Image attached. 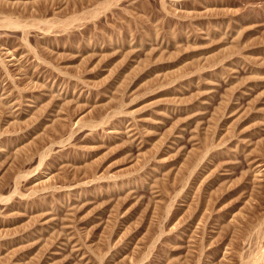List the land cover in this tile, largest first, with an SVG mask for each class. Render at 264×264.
Segmentation results:
<instances>
[{
  "label": "rangeland",
  "instance_id": "1",
  "mask_svg": "<svg viewBox=\"0 0 264 264\" xmlns=\"http://www.w3.org/2000/svg\"><path fill=\"white\" fill-rule=\"evenodd\" d=\"M199 39L209 45L210 54L194 48ZM105 45L114 47L111 53L118 60L134 47L132 66L137 74H129L120 91L121 109L155 122L151 133L142 137L146 145L154 137L161 141L158 151L142 155L136 143L119 134L124 118L106 117L111 106L110 84L99 81L107 77L100 52ZM79 47L98 50L96 58L85 61ZM0 65V93L29 109L41 98L47 100L59 92L82 98V103L59 104L50 117L39 113V118H34L37 121L29 119L6 129L0 123V147L4 148L0 212L6 223L16 222V217H7V208L17 205L20 196L34 201L30 212L36 210L39 200L52 201L56 209L51 213L56 219L52 229L58 235L71 197L67 195L59 205L58 190L89 183L86 197L77 201L82 213H76L70 223L77 231L82 226L88 231V239L83 236L80 244L89 264L98 263L99 258L100 264H264V0H0ZM171 66L174 72H167L165 68ZM198 70L206 77L201 84H209L204 95H200L204 89L196 80ZM146 74L150 76L136 84ZM167 90L179 100L170 104L157 96ZM140 93L153 98L145 104L134 103ZM103 98L106 106L100 107ZM42 124H47L50 133L33 140L29 149L20 151L22 155L15 154V140L22 134L31 136ZM85 125L96 129L90 133ZM134 128L139 134L140 126ZM97 134L105 138L102 153L107 154L106 158L100 155L104 146L93 147L88 157L96 156L91 159L96 162L89 172L81 168L82 158L79 160L88 150L80 147L86 140L95 141ZM49 143L52 149L40 161L39 155ZM114 151L124 153L128 162L111 160ZM203 152L207 159L195 166L194 174L186 173L183 166L191 156ZM59 154L74 159L75 167L68 173L60 162L53 161ZM145 172L150 179L145 178ZM46 174L52 177L49 184L42 185ZM94 226L100 227L98 232ZM23 233L21 229L13 235ZM9 235L4 233L1 238L13 237ZM59 253L56 264H80L68 244L61 246ZM41 257L42 250L27 263L10 255L1 264H46Z\"/></svg>",
  "mask_w": 264,
  "mask_h": 264
},
{
  "label": "bare ground",
  "instance_id": "2",
  "mask_svg": "<svg viewBox=\"0 0 264 264\" xmlns=\"http://www.w3.org/2000/svg\"><path fill=\"white\" fill-rule=\"evenodd\" d=\"M5 1V0H4ZM108 8V7H107ZM100 13V12H99ZM74 17V16H73ZM71 19V18H70ZM5 20V19H4ZM64 22V21H63ZM11 24V22L10 21H8V25H10ZM5 25V24H4ZM15 26V25H14ZM20 27V26H19ZM14 28V27H13ZM17 29V28H16ZM66 29V28H65ZM60 32V31H59ZM198 36V35H197ZM109 37V36H108ZM203 37V36H202ZM106 38V37H105ZM104 39V38H103ZM106 40V39H105ZM201 40H203V39H199V41H196V43H195V46H194V48L197 50V51H200L201 53H207V54H210V50L211 49H209L208 48V46L205 44V43H203V42H201ZM102 41V40H101ZM204 42H205V40H203ZM111 42V41H110ZM109 42V43H110ZM141 42V41H140ZM207 42V41H206ZM101 43V42H100ZM99 43V44H100ZM106 43H108V42H106ZM221 43V42H220ZM135 44V43H134ZM144 44V43H143ZM238 44V43H237ZM109 45V44H108ZM108 45H105V47L103 48V49H101L100 50V52L102 53L101 55V63H102V67H103V71H107V77H105V78H100L99 79V81L101 82V81H104V83L105 82H107V83H109L110 85V90H109V92H110V99H111V106H110V108L108 109L109 110V112H108V115L106 116V117H109L110 119H116V118H124V120L123 121H121V126H120V128H119V131H121V132H119V134H121V133H123V134H126L127 136H128V141L129 142H131V143H136V145L138 146V149H139V152L143 155V154H145L146 152L148 153L150 150H152L150 153H152V152H155V151H158V147H159V144H161L160 142H159V140L158 139H156L154 136V138L151 140V139H149V141L147 142V145L145 144L146 142H144V136L142 137V135L143 134H148V133H151V130H153L152 128H153V125L155 124V122H151V120L150 119H146L145 117L144 118H141V116L140 115H138V113H135L133 110H130V111H128V112H124V110L122 111V109H121V95H120V91H121V89L123 90L124 89V87L126 86V79H127V77H128V75L129 74H134L135 75V73H136V69L134 68V66H132V62H133V59L135 58L134 57V52H135V50H134V47H130V50L128 51V52H126L127 54H125V56L123 57V60L121 59V60H118L115 56L116 55H114V53H111V46H108ZM128 45H129V43H128ZM131 45V44H130ZM45 46V45H44ZM79 46V45H78ZM89 46V45H88ZM91 46V45H90ZM98 46V45H97ZM103 46V45H102ZM26 47V46H25ZM76 47V46H75ZM74 47V48H75ZM87 47V46H86ZM210 47H212V46H210ZM49 48V47H48ZM73 47L71 48V49H74ZM81 47H79V51L78 52H80L81 51V56L82 57H84V59L85 58H87V61H88V58H93L94 56H95V58H96V56H97V51H94V50H92V49H80ZM94 48V47H93ZM191 48V47H190ZM234 48V47H233ZM238 48V47H237ZM27 49V48H26ZM29 49V48H28ZM70 49V50H71ZM112 49H114V47L112 48ZM136 49H137V47H136ZM52 50V49H51ZM95 50H96V48H95ZM126 50V49H125ZM53 51V50H52ZM68 51V50H67ZM153 51V50H152ZM212 51V50H211ZM71 52V51H70ZM121 52V51H120ZM28 53H29V51H28ZM57 53V52H56ZM59 53V52H58ZM65 53H66V51H65ZM117 53V52H116ZM118 53H119V51H118ZM117 53V54H118ZM30 54V53H29ZM48 54V53H47ZM64 54V53H63ZM67 54V53H66ZM99 54V53H98ZM60 55H61V53H60ZM59 55V56H60ZM73 55H75L74 53H73ZM105 55V56H104ZM153 55V54H152ZM39 56V55H38ZM45 56V55H44ZM57 56V55H56ZM58 56V57H59ZM63 55H61V57H62ZM68 56V55H67ZM42 57V56H41ZM40 57V58H41ZM49 57V56H48ZM50 57H51V55H50ZM120 57H121V55H120ZM134 57V58H133ZM159 57V56H158ZM161 57V56H160ZM175 57V56H174ZM54 58V57H53ZM70 58V57H69ZM68 58V59H69ZM76 58V57H75ZM99 58V57H98ZM144 58V57H143ZM149 58V57H148ZM223 58H225V57H223ZM62 59V58H61ZM60 59V60H61ZM65 59H66V57H65ZM100 59V58H99ZM211 59V58H210ZM209 59V60H210ZM222 59V58H221ZM37 60V59H36ZM72 60V59H71ZM83 60V59H82ZM98 60V59H97ZM146 60H148V59H146ZM186 60V59H185ZM213 60V59H212ZM212 60H210V61H212ZM215 60V59H214ZM85 61H86V59H85ZM92 61H94V59H92ZM96 61V60H95ZM217 61H219L218 59H217ZM69 62V61H68ZM82 62V61H81ZM90 62V61H89ZM146 62V61H145ZM219 62H221V61H219ZM218 62V63H219ZM223 62H225V61H223ZM222 62V63H223ZM37 63H38V61H37ZM90 63H92V62H90ZM100 63V64H101ZM41 64V63H40ZM68 64V63H67ZM82 64H84V63H82ZM98 65H99V63H97ZM134 64V63H133ZM178 64H181V63H178ZM170 65V64H169ZM181 65H183V64H181ZM218 65V64H217ZM1 66V65H0ZM3 66V65H2ZM66 66H68V65H66ZM144 66V65H143ZM215 66V65H214ZM74 67H75V65H74ZM165 67V66H164ZM176 67V66H175ZM217 67V66H216ZM69 68V67H68ZM99 68H100V65H99ZM173 68V66H171V67H167V68H165L166 70H167V72H169L171 69ZM139 69V68H138ZM153 69V68H152ZM228 69V68H227ZM72 70V69H71ZM100 71H101V69H99ZM156 70V69H155ZM165 70V71H166ZM32 71V70H31ZM164 71V72H165ZM172 71H173V69H172ZM97 72V71H96ZM163 72V73H164ZM171 72V71H170ZM174 72V71H173ZM172 72V73H173ZM198 73H195V75L197 74V76H196V80H197V82H199L200 84H198L199 85V87L201 88V89H204V91L202 92L201 91V93H200V95H204V94H206V93H208V90H206V89H209V84L207 83L206 84V82L204 83H202L201 84V81H202V79H205V78H203V74L201 73L202 72V70H201V72H200V70H198L197 71ZM155 73V72H154ZM106 74V73H105ZM137 74V73H136ZM167 74V73H166ZM37 75V74H36ZM77 75V74H76ZM103 75H104V73H103ZM170 75V74H169ZM174 75V74H173ZM95 76H96V74H95ZM148 76H150V75H148V74H146V75H143L142 77H140V78H138L137 79V81H136V84H139L141 81L143 82V80L144 79H146ZM154 76V75H153ZM165 76V75H164ZM171 76V75H170ZM76 77V76H75ZM133 77V76H132ZM137 77V76H136ZM167 77V76H166ZM78 78V77H77ZM98 78V77H97ZM135 78V77H134ZM153 78V77H152ZM151 78V79H152ZM93 79V78H92ZM133 79V78H132ZM149 79V78H148ZM169 79V78H168ZM34 80V79H33ZM37 80V79H36ZM95 80V79H94ZM170 80V79H169ZM42 81V80H41ZM77 81H79V80H77ZM133 81V80H132ZM166 81V80H165ZM95 82H98V80L96 81L95 80ZM100 82H98V84L100 83ZM128 82V81H127ZM43 83V82H42ZM155 83V82H154ZM210 83V82H209ZM97 84V83H96ZM149 84H150V82H149ZM203 84H204V86H203ZM38 85H39V83H38ZM100 85V84H99ZM98 85V86H99ZM103 85V84H102ZM102 85H101V87H102ZM107 85V84H106ZM43 86V85H42ZM140 86V85H139ZM146 86V85H145ZM144 86V87H145ZM203 86V87H202ZM24 87V86H23ZM136 88V87H135ZM108 89V88H107ZM67 90V89H66ZM104 90H105V88H104ZM125 90H126V88H125ZM58 91V90H57ZM103 91V90H102ZM19 92H21V91H19ZM68 91H66V93H67ZM55 93V92H54ZM58 93V92H57ZM60 93H62V92H59V94H53V95H51L50 96V98H47V100H44V98H41L40 99V101L36 104V105H34L32 108H28V107H26L25 105L23 106V105H21L20 103H18V102H16V101H12L11 99L10 100H8V98H6L5 96H3V94L2 93H0V97H1V105H0V123H2V125L5 127V129H6V127L8 128V127H11V126H13L15 123H19V124H21V123H24V122H26L27 120H29V119H34V118H36V117H38L39 115V113L42 115V114H44V116H52V114H53V112L55 111V108L59 105V104H61V103H63L62 104V106L63 105H65V104H73L74 102H76V104H77V102L79 103H82L81 102V97H79V95L78 96H75V95H60ZM73 93V92H72ZM105 93V92H104ZM107 93V92H106ZM20 94V93H19ZM50 94V93H49ZM69 94V93H68ZM109 94V93H108ZM162 96L167 102H170V104L172 103V102H174L175 100H179V98L177 97V94H175L174 92H172V90H167V91H164V92H162V93H160L159 95H157L158 97L159 96ZM199 95V96H200ZM45 96V95H44ZM105 96V95H104ZM104 96H100V97H104ZM7 97H9V96H7ZM108 97V96H107ZM157 97V98H158ZM18 98V97H17ZM39 98V97H38ZM153 98V96H151V98H150V100ZM100 99V98H99ZM108 99V98H107ZM149 99H147V96L146 97H144V93H140L137 97H135V99H134V103H143V104H145V103H147V102H149L150 101ZM163 100V99H162ZM164 100V101H165ZM87 102V101H86ZM97 102V101H96ZM105 102H106V98L104 99H101V100H99V104H98V106H100V107H105L106 105H105ZM180 102H181V100H180ZM186 102V101H185ZM176 103H178L177 101H176ZM175 103V104H176ZM182 103V102H181ZM185 104V103H184ZM187 104V103H186ZM225 104V103H224ZM259 104V103H258ZM169 105V104H168ZM174 105V104H173ZM68 106V105H67ZM73 106V105H72ZM79 106V105H78ZM83 106V105H82ZM136 106H138V105H136ZM69 107V106H68ZM74 107H75V105H74ZM109 107V106H108ZM73 108V107H72ZM56 109H58V108H56ZM106 109V108H105ZM63 110H64V108H63ZM61 112V111H60ZM145 112V111H144ZM55 113V112H54ZM62 113V112H61ZM59 114V113H58ZM63 114V113H62ZM38 115V116H37ZM56 115V114H55ZM233 115V114H232ZM63 116V115H62ZM42 117V116H41ZM48 117V118H49ZM54 117V116H53ZM59 117V116H58ZM140 117V118H139ZM39 118V117H38ZM62 118V117H61ZM43 119H45V118H43ZM42 119V120H43ZM34 120H36V119H34ZM34 120H31V121H34ZM46 120V119H45ZM61 120V119H60ZM104 120V119H103ZM109 120V119H108ZM232 120V119H231ZM37 121V120H36ZM59 121V120H58ZM88 121V120H87ZM128 121V122H127ZM154 121V120H153ZM184 121V120H183ZM230 121V120H229ZM40 122V121H39ZM42 122V121H41ZM40 122V123H41ZM47 122V121H46ZM45 122V123H46ZM53 122H54V120H53ZM61 122V121H60ZM69 122V121H68ZM84 122V121H83ZM90 122V121H89ZM106 122V121H105ZM108 122V121H107ZM120 122V121H119ZM33 123V122H32ZM39 123V124H40ZM51 123H52V121H51ZM54 123H56V122H54ZM58 123V122H57ZM65 123V122H64ZM102 123H104V121H102V122H100V124H98V125H102ZM231 123V122H230ZM26 124V123H25ZM27 124H28V122H27ZM91 124V123H90ZM136 124L138 125V126H140V132H139V134H137V132L135 133L134 132V127H136ZM157 124V123H156ZM29 125V124H28ZM47 125V124H46ZM46 125H44V124H42V127H41V129L39 130V131H37L36 130V132H33V134L31 135V136H26V135H23L22 134V136H20L19 138H17L16 140H15V144L13 145V149L12 150H14V152H15V154L16 153H18V152H20V151H23L29 144H32V142H36V138L38 139L39 137H42V135H47V131H48V127H47V129H46ZM48 125H50L49 123H48ZM55 125V124H54ZM53 125V126H54ZM64 125V124H63ZM82 125V124H81ZM214 125V124H213ZM23 126V125H22ZM25 126V125H24ZM52 126V125H51ZM59 126V125H58ZM83 126V125H82ZM85 126H87L88 127V129H89V131H90V133H93L94 131V129L93 128H95L96 129V126H94V125H85ZM215 126V125H214ZM231 127V126H230ZM56 128V127H55ZM85 128V127H84ZM138 128V127H137ZM217 128V127H216ZM236 128V127H235ZM11 129V128H10ZM52 130H53V128H52ZM214 130V129H213ZM232 130V129H231ZM58 131V130H57ZM56 131V132H57ZM25 132V131H24ZM207 132V131H206ZM231 132V131H230ZM48 133H50L49 131H48ZM58 133V132H57ZM71 133V132H70ZM115 133V132H114ZM140 133H141V135H140ZM208 133V132H207ZM52 134V133H51ZM50 134V135H51ZM116 134V133H115ZM137 134V135H136ZM146 134V135H147ZM15 135V134H14ZM19 135V134H18ZM98 135V134H97ZM96 135V136H97ZM102 135V134H101ZM117 135V134H116ZM152 135H153V132H152ZM53 136H55V135H53ZM89 136H91V135H89ZM148 136V135H147ZM146 136V137H147ZM8 137H11V136H8ZM17 137V136H16ZM44 137H46V136H44ZM43 137V138H44ZM92 137V136H91ZM116 137V136H115ZM119 137V136H118ZM152 137V136H151ZM42 138V139H43ZM50 138H52V136L50 137ZM142 138H143V140H142ZM205 138L207 139V142H206V144H207V146H208V150H211V144L209 143V141H208V136L207 135H205ZM48 139V138H47ZM88 139H90V138H88ZM34 140V141H33ZM40 140V139H39ZM38 140V141H39ZM45 140V139H44ZM43 140V141H44ZM103 140H105V138H102L101 136H97L96 137V140L94 141V140H86L85 141V146H82V147H80L81 149H87L88 151L86 152H82V150H81V152H82V154L80 155L81 157H79V160H80V158H82V162H83V166H81V168H83L84 170H87V171H89V167L91 168V166H94L93 165V163H95L96 161H92L91 159H94V158H91L90 159V157H88V155H89V152L91 151V150H93L92 148L93 147H97L98 149H100L102 146H104L101 150H99L100 152H101V156H102V154H103V156L105 155V154H107V153H102V151L105 149V144L103 143ZM115 140V139H114ZM49 141V140H48ZM47 141V142H48ZM92 141V142H91ZM196 140H193V146H196V142H195ZM34 142V143H35ZM46 142V143H47ZM49 142H51V143H53L54 141L53 140H51V141H49ZM94 142V143H93ZM203 142V141H202ZM42 143V142H41ZM126 143V142H125ZM40 144V143H39ZM57 144H60L59 142L57 143ZM62 144V143H61ZM60 144V145H61ZM95 144V145H94ZM235 144V143H234ZM244 144V143H243ZM34 145V144H33ZM36 145V144H35ZM34 145V146H35ZM42 145V144H41ZM111 145H113V144H111ZM111 145H109V146H107V147H112ZM132 145V144H131ZM242 145V144H241ZM32 146V145H31ZM44 146V145H43ZM51 144L49 143L48 145L46 144V146H44L45 148L43 149V151H42V153L39 155V159H40V161L41 160H43V159H45V157L47 158V154H48V152L50 151V149H52L51 148ZM95 147V148H96ZM161 147V146H160ZM159 147V148H160ZM236 147V146H235ZM238 147H241V146H238ZM248 147V146H247ZM28 148V147H27ZM33 148V147H32ZM40 148V147H39ZM94 148V149H95ZM116 148V147H115ZM114 148V149H115ZM194 148V147H193ZM244 148V147H243ZM29 149V148H28ZM34 149V148H33ZM249 149V148H248ZM73 150H74V148H73ZM80 150V149H79ZM111 150H113V148H111ZM110 150V151H111ZM35 151V150H34ZM74 151H77V150H74ZM94 151V150H93ZM97 151V150H96ZM214 151V150H213ZM251 151V150H250ZM4 148H3V146L2 147H0V157H1V155H3L4 153ZM14 152H13V156H14ZM25 152V151H24ZM28 152V151H27ZM62 152V151H61ZM81 152H79V153H81ZM106 152V151H105ZM115 152V151H114ZM194 152V151H193ZM197 152V151H196ZM199 152V151H198ZM215 152H216V150H215ZM249 152V151H248ZM59 153V152H58ZM94 153V152H93ZM112 153H113V151H112ZM116 153V152H115ZM114 153V154H115ZM246 153V152H245ZM6 154V153H5ZM20 154L22 155L23 154V152L21 153L20 152ZM20 154H18V155H20ZM56 154V153H55ZM77 154V153H76ZM97 154V153H96ZM111 154V153H110ZM193 154V153H192ZM191 154V155H192ZM216 153H214V154H212V155H215ZM53 155V154H52ZM60 155V154H59ZM68 155V154H67ZM66 154H63V155H60V156H57V157H55L54 158V160L53 161H57V162H60V164L59 165H61V169L62 170H67V173H68V171L69 170H71L72 169V167H73V165H74V163H73V161H74V159H73V161L67 156ZM90 155H91V153H90ZM98 155V154H97ZM109 155V154H108ZM107 155V156H108ZM148 155V154H147ZM26 156V155H25ZM99 156V155H98ZM20 157H22V156H20ZM76 157V156H75ZM93 157V156H92ZM105 158H106V155L104 156ZM208 157V156H207ZM210 157V156H209ZM23 158V157H22ZM104 158V159H105ZM189 158V157H188ZM205 158H206V153L205 152H203V154L202 153H198V154H196V155H194L193 154V156H191V159L189 160V162H188V164H186V165H184L183 166V168L186 170V173H188L189 175L190 174H194V169H195V166L196 165H198L200 162H203L204 160H205ZM3 159H4V156H3ZM99 159V158H98ZM103 159V158H102ZM108 159V158H107ZM112 159H116V161H117V163H119V162H121V163H126V162H128V160L126 161V157H125V155H124V153H122L121 151L120 152H118L117 151V153L115 154V157L114 158H111V160ZM207 159V158H206ZM214 159V158H213ZM5 160V159H4ZM78 160V161H79ZM94 160H96V159H94ZM109 160H110V158H109ZM187 160V159H186ZM13 161V160H12ZM72 161V162H71ZM99 161V160H98ZM102 161H104V160H102ZM6 162V161H5ZM9 162V161H8ZM20 162V161H19ZM22 162V161H21ZM100 162V161H99ZM7 163V162H6ZM52 163V162H51ZM77 163V162H76ZM98 163V162H97ZM96 163V164H97ZM100 163H102V162H100ZM185 164V163H184ZM6 165V164H5ZM59 165H58V167H59ZM79 165V164H78ZM78 165H77V167H78ZM107 165V164H106ZM105 165V166H106ZM112 166V165H111ZM53 167V166H52ZM75 167V166H74ZM73 167V168H74ZM97 167V166H96ZM100 167V166H99ZM103 167V166H102ZM56 168V167H55ZM94 168V167H93ZM107 168H108V166H107ZM60 169V170H61ZM76 169V168H75ZM205 169V168H204ZM61 170V171H62ZM74 170V169H73ZM58 171H59V169H58ZM86 171V172H87ZM202 171V170H201ZM221 171H222V169H221ZM220 171V172H221ZM225 171V170H224ZM64 172V171H63ZM73 172V171H72ZM74 172L76 173V171L74 170ZM90 172V171H89ZM93 172V171H92ZM185 172V171H184ZM207 172V171H206ZM2 173V172H1ZM62 173V172H61ZM64 173H66V172H64ZM165 173V172H164ZM163 173V174H164ZM203 173V172H202ZM3 174V173H2ZM11 174V173H10ZM58 174V173H57ZM77 174V173H76ZM82 174H83V172H82ZM88 174V173H87ZM104 174V173H103ZM145 174H146V172H145ZM144 174V175H145ZM162 174V175H163ZM169 174H170V172L168 171L167 172V176H169ZM200 174H201V172H200ZM223 174V173H222ZM1 175V174H0ZM49 175V174H48ZM47 174L46 175H44L42 178H41V184L42 185H45V184H49V183H47L50 179H51V177L52 176H48ZM54 175L55 174H53V177H54ZM60 175V174H59ZM65 175H67V174H65ZM74 175V174H73ZM92 175H94V173L92 174ZM101 175V174H100ZM104 175H107L106 173L104 174ZM144 175L142 176V177H144ZM165 175V174H164ZM174 175V174H173ZM203 175V174H202ZM58 176V175H57ZM77 176V175H76ZM85 176V175H84ZM166 176V175H165ZM56 177V176H55ZM66 176H64V178H65ZM75 177V176H74ZM86 177H88V176H86ZM92 177V176H91ZM101 177V176H100ZM150 175L149 174H146L145 175V178H147V179H150ZM18 178L19 177H17V178H14V183H15V181H17L18 180ZM61 178V177H60ZM63 178V177H62ZM73 178V177H72ZM77 178V177H76ZM110 178V177H109ZM59 179V178H58ZM68 179V178H67ZM71 179V178H70ZM94 179V177L92 178V180L90 179V181H94L93 180ZM104 179H105V177H104ZM200 179H201V177H200ZM203 179V178H202ZM8 180V179H7ZM12 180V179H11ZM45 180V181H44ZM107 180H108V178H107ZM178 180H180V179H178ZM66 181V180H65ZM78 181H80V180H78ZM78 181H76V182H78ZM184 181V180H183ZM163 182V181H162ZM161 182V183H162ZM157 183V182H156ZM88 184L89 183H77L75 186H67V187H62V188H60L59 190H58V195H60L59 197H58V204L59 205H61V203L63 202V200H64V197H65V199L67 200V198L66 197H68L67 195H70L71 197H70V201H69V206H68V208L66 209V211H65V213H66V215H65V217L63 218V219H61L60 220V223H59V226L60 227H58L59 228V234L58 235H56L54 232H53V227H52V225H53V223L55 222V218H53V216L51 215V213H54L55 212V204H53V202L51 201V202H48V203H44V202H42L41 200H39L38 201V204H37V206H36V210H34L33 212H30V205L32 204V203H34V201H29V199H28V197H25V196H20L19 197V202H18V204L17 205H15V206H11L10 205V207L9 208H7V210H8V216L7 217H10V216H12V217H16L17 218V220H16V222H12L13 224L12 225H10L9 223H6L5 222V220H6V218H5V216L4 215H2L1 214V212H0V218H1V220L2 221H0V264L1 263H3V261H5V257L6 256H10L11 255V257L12 256H14V257H18V258H20L21 260H24L25 261V263H27V261H29V260H32L33 258H36V256H37V253H38V251H40V250H42V252H43V257H41V259L46 263V264H56V262H54V260L55 259H57V257L59 256V251L61 250V246H63V245H66V244H68V246L70 247V253H71V255H74L79 261H80V264H89V261H88V258H87V255L85 254V252L86 251H84V248H82L81 247V244H80V239L84 236V238L87 240L88 239V237L86 236V233H85V231H87V229H86V227L84 226H82V228L79 230V231H77V229L76 228H74L70 223H71V220H72V218H74L75 217V215L77 216V214H81L82 213V211H80V210H83L81 207H79L78 206V204H77V201L79 200L80 201V199L79 198H82V195H84V198L86 197L85 196V191L88 189ZM158 184V183H157ZM165 184V183H164ZM67 185V184H66ZM155 185V184H154ZM162 185H163V183H162ZM156 186V185H155ZM154 186V187H155ZM50 187H51V185H50ZM154 187H152V188H154ZM157 187H158V185H157ZM105 188H107V187H105ZM17 189V188H16ZM51 189V188H50ZM151 189V188H150ZM155 189H158V188H155ZM166 189V188H165ZM46 190V189H45ZM107 190H108V188H107ZM159 190V189H158ZM36 191V190H35ZM93 191V190H92ZM91 191V192H92ZM160 191V190H159ZM199 191V190H198ZM156 191H154V193H155ZM161 192V191H160ZM14 193H15V191H14ZM33 193V192H32ZM50 193H51V191H50ZM49 193V194H50ZM53 193V192H52ZM84 193V194H83ZM132 192H130V194H131ZM152 193H153V191H152ZM13 194V193H12ZM36 194V193H35ZM48 194V195H49ZM54 194H52V196H53ZM197 195H198V192H197ZM153 197H154V195H152ZM129 197V196H128ZM133 197V196H132ZM155 204L157 203V195H155ZM7 198V197H6ZM46 197H44V199H45ZM197 198V197H196ZM53 199H56V198H53ZM83 199V198H82ZM104 199V198H103ZM123 199V198H122ZM46 200V199H45ZM162 200V199H161ZM0 201H4V199H0ZM86 201V200H85ZM154 201V200H153ZM159 201H160V199H159ZM7 202V201H6ZM57 202V201H56ZM125 202V201H124ZM124 202H121L122 204L124 203ZM127 202V201H126ZM65 203V202H64ZM87 203V202H86ZM131 203V202H130ZM12 204V203H11ZM35 204V205H36ZM82 204V203H81ZM103 204V203H102ZM108 204V203H107ZM120 204V203H119ZM133 204V203H132ZM134 204H135V202H134ZM158 204V203H157ZM33 205V204H32ZM82 205H84V204H82ZM125 205V204H124ZM131 205V204H130ZM129 205V206H130ZM136 205V204H135ZM4 206V205H3ZM66 206H67V204H66ZM81 206V205H80ZM87 206V205H86ZM160 206V205H159ZM162 206V205H161ZM169 206V205H168ZM168 206H166V207H168ZM58 207V206H57ZM83 207V206H82ZM88 207V206H87ZM104 207V206H103ZM133 207V206H132ZM135 207V206H134ZM154 207V206H153ZM125 209H127V208H125ZM129 209V208H128ZM127 209V210H128ZM134 209V208H133ZM153 209V208H152ZM164 209V208H163ZM85 210V209H84ZM154 210V209H153ZM165 210V209H164ZM86 211H87V208H86ZM169 211V210H168ZM4 212V211H3ZM130 212V211H129ZM77 213V214H76ZM84 213V212H83ZM150 214V213H149ZM168 214V213H167ZM55 216H56V214H55ZM168 216V215H167ZM79 217V216H78ZM86 217V216H85ZM88 217V216H87ZM128 218V217H127ZM73 221V220H72ZM82 223V222H81ZM111 223V222H110ZM239 223V222H238ZM82 225V224H81ZM33 226V227H32ZM110 226V225H109ZM98 228V229H97ZM108 228V227H107ZM21 229H23V234L22 235H19L18 237H14V233L17 231V230H21ZM91 229H93L92 228V226H91ZM97 229V230H96ZM99 229H100V227H97V226H94V230H95V232L97 231H99ZM103 229V228H102ZM113 229V228H112ZM129 229V228H128ZM90 230V229H89ZM108 230V229H107ZM146 230V229H145ZM109 231V230H108ZM125 231V230H124ZM88 232V231H87ZM4 233L6 234L7 233V235H8V233L10 234L9 236H13V237H11V238H7V239H2L1 237L4 235ZM14 234V235H13ZM152 234V233H151ZM59 235H60V237H59ZM6 236V235H5ZM9 236H7V237H9ZM50 243V244H49ZM49 244V245H48ZM48 245V246H47ZM47 246V247H46ZM85 247V246H84ZM43 248V249H42ZM45 248H46V250H45ZM87 248H89L88 246H87ZM90 248H92V247H90ZM89 248V249H90ZM46 251H48V253H47V255L45 256V253H46ZM91 251H93V250H91ZM90 252V251H89ZM94 252V251H93ZM32 253H33V256H32ZM260 253V252H259ZM91 254V253H90ZM96 254V253H95ZM98 254V253H97ZM253 254V253H252ZM262 254H263V252H262ZM261 255V254H260ZM250 256V255H249ZM10 259V258H9ZM40 259V260H41ZM252 259V258H251ZM102 259H98V263H96V264H100V261H101ZM263 260V259H262ZM7 261V260H6ZM5 261V262H6ZM35 261H37V259L35 260ZM43 261H42V263H43ZM32 262H33V260H32ZM102 262V261H101ZM244 262V261H243ZM14 263V262H13ZM30 263V262H29ZM61 262H58V264H60ZM258 263V262H257ZM31 264V263H30ZM44 264V263H43ZM263 264V263H262Z\"/></svg>",
  "mask_w": 264,
  "mask_h": 264
}]
</instances>
